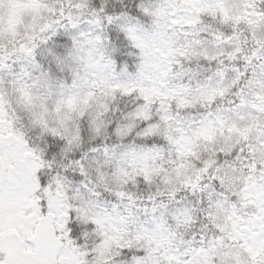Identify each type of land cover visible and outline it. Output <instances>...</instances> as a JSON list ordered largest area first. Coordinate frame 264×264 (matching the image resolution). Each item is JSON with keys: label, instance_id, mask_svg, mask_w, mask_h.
Returning <instances> with one entry per match:
<instances>
[{"label": "snow or ice", "instance_id": "snow-or-ice-1", "mask_svg": "<svg viewBox=\"0 0 264 264\" xmlns=\"http://www.w3.org/2000/svg\"><path fill=\"white\" fill-rule=\"evenodd\" d=\"M0 264H264V0H0Z\"/></svg>", "mask_w": 264, "mask_h": 264}]
</instances>
